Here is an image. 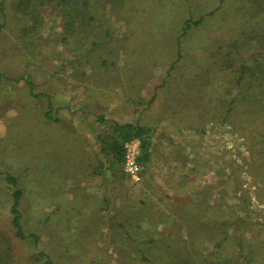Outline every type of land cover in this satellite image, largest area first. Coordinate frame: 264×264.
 <instances>
[{
    "label": "rangeland",
    "instance_id": "rangeland-1",
    "mask_svg": "<svg viewBox=\"0 0 264 264\" xmlns=\"http://www.w3.org/2000/svg\"><path fill=\"white\" fill-rule=\"evenodd\" d=\"M3 4L0 251L10 258L1 264H40L41 249L56 264H141L125 256V230L152 232L198 264L220 250L245 264L241 237L264 264V131L241 122L243 106L226 114L241 62L264 53V0H109L71 45L61 0L33 8L35 23L15 14L14 0ZM125 123L151 127L140 183L108 150ZM166 126L184 131L183 143L161 154V137L152 165L151 136ZM5 173L17 178L22 226L40 236L37 247L14 236ZM221 215L231 226L214 222ZM189 238L208 239L202 256Z\"/></svg>",
    "mask_w": 264,
    "mask_h": 264
},
{
    "label": "trees",
    "instance_id": "trees-1",
    "mask_svg": "<svg viewBox=\"0 0 264 264\" xmlns=\"http://www.w3.org/2000/svg\"><path fill=\"white\" fill-rule=\"evenodd\" d=\"M4 1L5 0H0V28L2 27V21L5 17V13H3ZM45 1L47 0H14L15 14L22 19H29L32 23H35L36 15L33 12V8L36 9V7L43 5ZM108 1L109 0H61V11L64 15V21L62 24L64 35L62 39L69 40L68 42L70 45L79 42L80 40L76 38L77 34L79 32H84L87 27L102 19L104 16V5ZM32 18L34 20H32ZM201 22L202 17L197 19H185L181 27V33L177 38L186 34L188 29L192 26L199 25ZM251 63L254 65L251 66L244 60L240 64L238 76L235 81L236 90L233 97L230 99V104L226 107V114L233 112L234 108L237 106H243V110L240 112L242 113L244 119H242L241 122L250 120V122H254L253 124H255L253 127H256L257 129L261 128L258 130L264 131V53L258 54L256 57L253 56ZM14 80L18 81L19 78H15ZM26 84L32 95H39L32 93L34 85L31 80L27 79ZM44 116L46 118H52L49 111H45ZM149 130H151V127L139 124L125 123L122 125H115L114 131L118 135L119 140L111 141L108 146V150L113 152V160L115 162L121 161L122 141L134 136L140 137L142 141L139 159L142 162L143 160H146L147 153L145 139L148 138ZM4 179L11 187V203L9 212L11 219L10 224L14 230V236L22 241L30 240L33 245L37 247L40 236L36 233H25L22 226V213L19 207L22 198V190L18 186L17 178L12 173H5ZM225 216L226 215L215 216L212 219L216 223L226 225L229 224V226H231V223L225 220ZM205 217L207 218V216ZM170 219L171 218L160 217L159 222H170L168 221ZM134 225L136 226V229H141L142 227L141 222H136L135 218ZM151 233L152 232L148 233V231H146L144 234L142 233L138 236H133L131 232L125 230V237L129 239L128 241H130V243H132V245L124 249L125 253H128V255L125 254V256H129L134 259L137 258V262H140L141 264H198V262L191 256L193 255L192 252H189V257H187V255H184L181 248L177 249L178 247H174L172 244L167 242L159 243L156 241L158 239L153 235V233ZM206 240L208 239L199 241L194 238H189V245L193 244L190 246L191 251L198 253L199 256H202L204 253V245L201 242H209ZM243 241L244 240L241 239V237L237 240L238 258L243 260L245 264H254L255 259L253 258L251 247L250 245H244V243H242ZM141 244L146 246L141 248ZM199 247H201V250L198 249ZM214 252H217V250ZM212 253L213 252L210 254ZM217 254H219L218 259H213V257L208 258V255H204L206 256L205 264H229L231 261L236 262L237 260L234 259L233 255L224 250H220ZM33 255L34 258L40 260V264H56L51 256H49L42 249L37 251L35 250ZM9 258L10 255L6 249L0 251V264L7 263L6 260Z\"/></svg>",
    "mask_w": 264,
    "mask_h": 264
},
{
    "label": "built area",
    "instance_id": "built-area-1",
    "mask_svg": "<svg viewBox=\"0 0 264 264\" xmlns=\"http://www.w3.org/2000/svg\"><path fill=\"white\" fill-rule=\"evenodd\" d=\"M141 138L134 136L121 143V164L123 170L132 183H140L143 179L141 154Z\"/></svg>",
    "mask_w": 264,
    "mask_h": 264
},
{
    "label": "crops",
    "instance_id": "crops-1",
    "mask_svg": "<svg viewBox=\"0 0 264 264\" xmlns=\"http://www.w3.org/2000/svg\"><path fill=\"white\" fill-rule=\"evenodd\" d=\"M179 109H181V108H179ZM164 120L171 121L173 119L168 118V119H163V121ZM171 132H172L171 126H169V127L166 126L165 129H163V130L162 129L161 130L160 129H156V131L153 132V136H151V146H150V151L153 149V151L151 153V158H150V162H151L152 165H157V163H156V161H157V148L159 146V141L162 140L161 137L166 139V140H168L167 144L161 146V152H162L161 154H164V152L166 154L169 153L168 151H169V149L171 147L170 145H172L170 143L176 144L175 146H177V147H180L181 143H183L182 141L184 140V134H185L184 131H182L183 133H181L179 135L177 133L173 134ZM154 136L156 137L155 141H153L154 140ZM166 159H168V158H166Z\"/></svg>",
    "mask_w": 264,
    "mask_h": 264
}]
</instances>
